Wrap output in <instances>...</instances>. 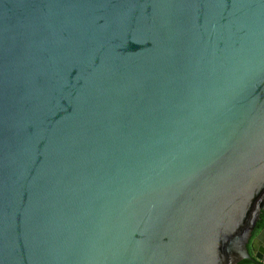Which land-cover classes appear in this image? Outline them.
<instances>
[{
  "label": "water",
  "instance_id": "95a60500",
  "mask_svg": "<svg viewBox=\"0 0 264 264\" xmlns=\"http://www.w3.org/2000/svg\"><path fill=\"white\" fill-rule=\"evenodd\" d=\"M264 0H0V264H264Z\"/></svg>",
  "mask_w": 264,
  "mask_h": 264
},
{
  "label": "trees",
  "instance_id": "16d2710c",
  "mask_svg": "<svg viewBox=\"0 0 264 264\" xmlns=\"http://www.w3.org/2000/svg\"><path fill=\"white\" fill-rule=\"evenodd\" d=\"M263 229H264V211L262 212L261 220H260V222H259L258 225H257V228H256V231H255V234H258V233L261 232Z\"/></svg>",
  "mask_w": 264,
  "mask_h": 264
},
{
  "label": "flooded vegetation",
  "instance_id": "af4514ba",
  "mask_svg": "<svg viewBox=\"0 0 264 264\" xmlns=\"http://www.w3.org/2000/svg\"><path fill=\"white\" fill-rule=\"evenodd\" d=\"M255 231H256V230H255ZM259 233H260V232H259ZM259 233H258V234H259ZM258 234H255V232H254V237H256ZM240 264H250V263H249L248 261L245 260V261L241 262Z\"/></svg>",
  "mask_w": 264,
  "mask_h": 264
}]
</instances>
